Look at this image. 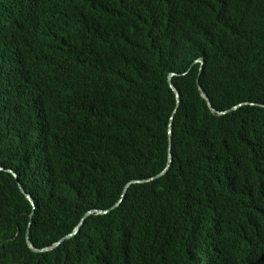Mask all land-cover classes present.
I'll return each mask as SVG.
<instances>
[{
  "label": "trees",
  "instance_id": "1",
  "mask_svg": "<svg viewBox=\"0 0 264 264\" xmlns=\"http://www.w3.org/2000/svg\"><path fill=\"white\" fill-rule=\"evenodd\" d=\"M0 169V264H264V0H0Z\"/></svg>",
  "mask_w": 264,
  "mask_h": 264
},
{
  "label": "water",
  "instance_id": "2",
  "mask_svg": "<svg viewBox=\"0 0 264 264\" xmlns=\"http://www.w3.org/2000/svg\"><path fill=\"white\" fill-rule=\"evenodd\" d=\"M200 61L202 62V65H204V60L201 59ZM174 76H175V75H172V77H174ZM172 77H171V80H170V84H171L172 89H173V90L175 91V93L177 94V98H178L179 101H180L181 94H180V92L175 88V86H174V84H173V81H172ZM199 84H200V87H201L202 93H203L204 97L207 99V101H208L209 105L211 106L212 110H213L214 112L218 113V114H221V115L225 114V113H226L225 111H224V112H222V111H218V110H216V109L214 108V106H213V104H212V102H211V100H210L208 94H207V93L205 92V90L202 88L201 83H199ZM235 108H238V106H236ZM171 134H172V132H171ZM170 148H171V147H170ZM170 162H171V156H170ZM0 170H2V169H0ZM165 172H166V170H165ZM165 172H163L162 174H160V175L157 176L156 178L161 177ZM11 173H12V172H11ZM13 175H14L15 178H17L16 174L13 173ZM136 183H139V182H136ZM129 186H130V184L126 187V189H125V191H124V194L126 193V191H127V189H128ZM20 189H21L22 193L26 196V198L29 200V202L31 203V205L34 206V201L30 198V196H28V195L26 194V192L24 191V189H23L21 186H20ZM120 203H121V201H120ZM120 203H119V204H120ZM119 204H118V205H119ZM118 205H117V206H118ZM95 213H96V214H107V212H101V211H96ZM91 214H92V212H91V213H88V214L84 217V219H83V220L81 221V223H80V226H79L78 228H76L75 231L67 237V239H69V238H71V237L77 235V233L80 231V227L83 225L84 220H85L89 215H91ZM27 244L29 245V247H30L34 252L40 253V252L51 251V250H53L54 248H57V247L60 245V242L57 243V244H56L55 246H53L52 248H47V249H43V250H41V251H38V250H35V249L32 247L31 242H30V240H29V235L27 234Z\"/></svg>",
  "mask_w": 264,
  "mask_h": 264
},
{
  "label": "clouds",
  "instance_id": "3",
  "mask_svg": "<svg viewBox=\"0 0 264 264\" xmlns=\"http://www.w3.org/2000/svg\"><path fill=\"white\" fill-rule=\"evenodd\" d=\"M203 66H204V65H202V68H203ZM173 75H175V74H173ZM172 78H173V77H172ZM170 163H171V162H170ZM164 172H165V171H164ZM119 203H120V202H119Z\"/></svg>",
  "mask_w": 264,
  "mask_h": 264
}]
</instances>
